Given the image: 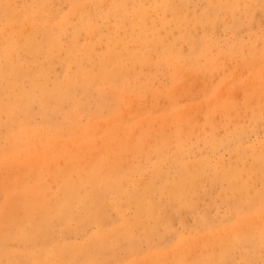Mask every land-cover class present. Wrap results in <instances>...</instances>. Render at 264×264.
<instances>
[{
    "label": "bare ground",
    "instance_id": "6f19581e",
    "mask_svg": "<svg viewBox=\"0 0 264 264\" xmlns=\"http://www.w3.org/2000/svg\"><path fill=\"white\" fill-rule=\"evenodd\" d=\"M190 4L0 0V166L9 162L21 172L0 206V264H222L245 244L263 250L264 192L256 184L264 180V144L246 162L236 134L235 161L218 168L207 156L185 155V141L201 125L187 107L169 100L167 121L178 128L172 141L162 126L152 127L159 111L153 69L184 62L179 75L192 77L209 69L199 63L206 48L184 55L182 45L205 25L203 17L211 28L239 9V0H208L200 16L190 14ZM146 93L152 98L142 109ZM209 100L203 121L213 129L214 113L236 109L224 98ZM224 182L221 196L239 195L234 225L176 233L164 249L173 231L164 209L193 213L201 196Z\"/></svg>",
    "mask_w": 264,
    "mask_h": 264
},
{
    "label": "rangeland",
    "instance_id": "374dc122",
    "mask_svg": "<svg viewBox=\"0 0 264 264\" xmlns=\"http://www.w3.org/2000/svg\"><path fill=\"white\" fill-rule=\"evenodd\" d=\"M207 2L208 0H191V6L189 9L190 14L195 12L196 14L202 16V14H204V10L206 9L205 5ZM59 4H56L57 9L66 10V4ZM263 6L264 0H260L258 2L254 0H239V9L235 11L236 13L234 17L221 14L220 22H214L211 28L208 26V17H203L205 25L194 28V38L185 41L182 45V49L184 55H189L190 51L195 48H206L203 56L199 58V63L203 66L210 63L208 67L209 69L204 72L197 74L194 73L193 77L192 75H182V73L179 75V71H177L178 66H181V64L183 65L184 62H177V65L174 64L175 67L172 65H165L158 69H153L154 79L151 81V84L154 92L157 93L155 104H157V108L159 110L155 113V121L152 126L153 128L160 130V127L162 126L163 129L170 133V140L174 139L175 135H177L178 128L176 129V125L167 121L172 110L169 100L181 107H187L189 110L191 108L192 110L194 109L192 106H195L196 108L193 112L192 110H187L193 120L198 117L197 120L201 121L200 126L196 125L194 127L195 134L191 135L190 138L185 141L183 151L185 152V155H188L191 158L189 160H198L199 158L207 156L215 166H218V168L225 166L226 163L229 164L230 162H234L237 157V152L234 149V137L236 134L242 136L240 146L246 150V162H251L253 159V153L261 150V147H263ZM84 37L85 35L82 36L83 40ZM67 39L68 37H65L64 41L66 42ZM199 41L201 44H196L199 43ZM246 54L249 57L246 56ZM197 75L201 77L197 78ZM221 94L224 95L222 96ZM219 96H222L221 98H224L227 102L232 103L236 110L214 113L212 115L214 128L212 129V127L203 120H207L206 115L211 114V112H209L206 108L207 103L212 101L209 100V98L221 99ZM142 97V102H140L138 107L145 109L144 106L149 105L152 96L150 93H146L143 94ZM203 103L206 106H204ZM199 104H201V106ZM197 105H199V107ZM202 106L203 109H200ZM91 108H94V103H91ZM203 110L206 111L204 112ZM197 112L199 114H197ZM123 113L124 111L122 113L120 111L121 118L128 116H123ZM260 114L263 115L261 116ZM46 115L49 118L52 117L50 111H48ZM197 115H200L201 117ZM254 116L258 117L254 118ZM81 117L83 123L85 124L88 120L87 116L83 115ZM37 119H40V116H38ZM124 120L127 122L129 119L126 118ZM219 120L222 122H219ZM210 124L213 125V123ZM220 131L221 133H219ZM119 133L121 134V138H124L125 132L123 129L119 130ZM181 133H183L184 137L185 132ZM211 137L212 140L207 142V138ZM131 140L134 141L135 138H131ZM171 148V152L178 153L173 144H171ZM7 159L10 160L11 156L7 155ZM7 163L8 164L4 166H0V206L4 201V192L18 184L19 176L21 177V175H19L21 173L19 172L20 168L16 164ZM27 177L28 176H24V178ZM47 180L49 182L51 181L50 178H47ZM220 185L223 186L226 185V183H219L217 187L210 189L208 194L201 196L200 203L195 205V212L193 213H191V209L184 208V206H182L180 212L175 211L172 214L169 213V210L166 211V209H164L163 215L165 218H168V216L173 217L171 220L173 231L167 232L165 243L162 244L163 247L166 246L164 249H168V246L170 245L173 246V240L175 238L174 234L176 233L192 235V233L195 232L201 233L205 227H212L216 230H221L227 225V229H230L234 225L237 215L236 204L239 200V195L236 197L221 196L219 193ZM256 189L263 190L264 192V180L259 181L256 184ZM242 196L245 198V194ZM93 229H95V227H93ZM243 252L248 253L249 256L246 257ZM251 257L255 258L254 264H264V248L263 250L261 249L260 252L254 253V249L251 244H245L244 247H237L231 251L228 258H226L222 264H248V262L251 261Z\"/></svg>",
    "mask_w": 264,
    "mask_h": 264
}]
</instances>
